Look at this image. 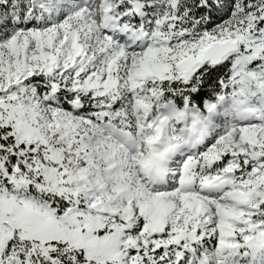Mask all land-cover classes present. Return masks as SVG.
<instances>
[{"label": "snow or ice", "instance_id": "snow-or-ice-1", "mask_svg": "<svg viewBox=\"0 0 264 264\" xmlns=\"http://www.w3.org/2000/svg\"><path fill=\"white\" fill-rule=\"evenodd\" d=\"M0 264H264V0H0Z\"/></svg>", "mask_w": 264, "mask_h": 264}]
</instances>
